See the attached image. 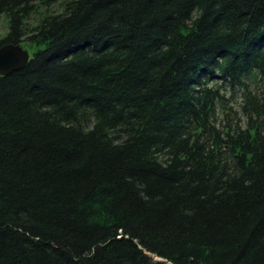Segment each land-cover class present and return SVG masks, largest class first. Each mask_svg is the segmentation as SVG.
Segmentation results:
<instances>
[{
    "label": "trees",
    "instance_id": "1",
    "mask_svg": "<svg viewBox=\"0 0 264 264\" xmlns=\"http://www.w3.org/2000/svg\"><path fill=\"white\" fill-rule=\"evenodd\" d=\"M0 15V264H264V0Z\"/></svg>",
    "mask_w": 264,
    "mask_h": 264
},
{
    "label": "water",
    "instance_id": "2",
    "mask_svg": "<svg viewBox=\"0 0 264 264\" xmlns=\"http://www.w3.org/2000/svg\"><path fill=\"white\" fill-rule=\"evenodd\" d=\"M29 52L20 44H5L0 47V75H9L26 66Z\"/></svg>",
    "mask_w": 264,
    "mask_h": 264
},
{
    "label": "rangeland",
    "instance_id": "3",
    "mask_svg": "<svg viewBox=\"0 0 264 264\" xmlns=\"http://www.w3.org/2000/svg\"><path fill=\"white\" fill-rule=\"evenodd\" d=\"M58 8V6H55L54 9ZM8 31V22H7V18L4 15H0V38L3 37ZM24 49H26L30 56L33 54V49L29 48V46H22ZM231 93H229L230 96ZM239 96L235 95V97L232 99V101L230 102L231 106H234L235 108L238 105V101H239Z\"/></svg>",
    "mask_w": 264,
    "mask_h": 264
}]
</instances>
